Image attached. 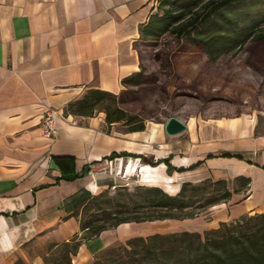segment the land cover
<instances>
[{
    "label": "crops",
    "instance_id": "crops-1",
    "mask_svg": "<svg viewBox=\"0 0 264 264\" xmlns=\"http://www.w3.org/2000/svg\"><path fill=\"white\" fill-rule=\"evenodd\" d=\"M155 5L0 0V264H45L62 247L66 264H89L132 237L202 234L264 211V113L182 120L186 129L170 135L160 122L134 131L108 124L102 105L90 116L65 112L88 89H125L122 79L140 70L139 27ZM48 108L53 138L41 128ZM220 179L231 195L202 215L121 222L93 236L81 228L85 204L104 191L154 185L175 194L182 183Z\"/></svg>",
    "mask_w": 264,
    "mask_h": 264
},
{
    "label": "trees",
    "instance_id": "trees-1",
    "mask_svg": "<svg viewBox=\"0 0 264 264\" xmlns=\"http://www.w3.org/2000/svg\"><path fill=\"white\" fill-rule=\"evenodd\" d=\"M154 1L156 10L139 27L140 70L122 79L125 89L118 95L88 89L67 104L66 113L90 116L96 106L102 105L108 124L122 121L131 131L143 129L147 112L152 114L166 100L165 70H171L178 52L164 54L157 50L154 57L162 64L153 70L148 69L143 57L147 48L158 47L166 36L198 48L209 60L234 55L248 43L264 46V0ZM187 51L188 48H179V52ZM117 155L120 154H110ZM142 159L151 165L162 161ZM238 179L241 185L249 182L248 178ZM230 195L226 181L221 179L182 183L175 194L154 185H136L132 189L120 186L111 196L107 191L93 196L83 210L94 209V216L98 212L113 214L111 226H115L127 221L194 217L197 211L225 201ZM188 208L197 211L185 212ZM111 226L98 225L95 218L81 221V228L89 231L87 236ZM77 245L75 242L74 247ZM123 250L126 257L122 262L102 264H264V211L221 222L202 234L179 231L132 237L126 240Z\"/></svg>",
    "mask_w": 264,
    "mask_h": 264
},
{
    "label": "rangeland",
    "instance_id": "rangeland-1",
    "mask_svg": "<svg viewBox=\"0 0 264 264\" xmlns=\"http://www.w3.org/2000/svg\"><path fill=\"white\" fill-rule=\"evenodd\" d=\"M179 48H188L189 51L179 52ZM147 50L143 61L149 70L162 64L154 57L157 50L164 54L174 50L178 52L171 70H165L166 100L152 114L147 112V121L165 123L168 116H177L181 121H202L264 113V46L248 43L234 55L229 53L209 60L198 48L179 44L172 36H166L158 47ZM112 194L108 193V196ZM87 208L80 214L82 222L95 218L96 224L111 226L115 221L113 214L98 212L94 216L95 210ZM191 211L197 209L188 208L185 212ZM202 213V210L197 211V214ZM88 233L85 230V235ZM124 244L103 250L89 264L122 262L126 257ZM45 264H66L64 248L60 253L49 255Z\"/></svg>",
    "mask_w": 264,
    "mask_h": 264
},
{
    "label": "built area",
    "instance_id": "built-area-1",
    "mask_svg": "<svg viewBox=\"0 0 264 264\" xmlns=\"http://www.w3.org/2000/svg\"><path fill=\"white\" fill-rule=\"evenodd\" d=\"M55 116L56 111L51 108H48L43 115L41 128L43 135L47 138H53L56 134V128L54 126Z\"/></svg>",
    "mask_w": 264,
    "mask_h": 264
},
{
    "label": "water",
    "instance_id": "water-1",
    "mask_svg": "<svg viewBox=\"0 0 264 264\" xmlns=\"http://www.w3.org/2000/svg\"><path fill=\"white\" fill-rule=\"evenodd\" d=\"M164 129H165L166 133H168L170 135H174V134H177V133L185 130L186 125L183 121H181L177 117L170 116V117H168V119L164 123Z\"/></svg>",
    "mask_w": 264,
    "mask_h": 264
}]
</instances>
